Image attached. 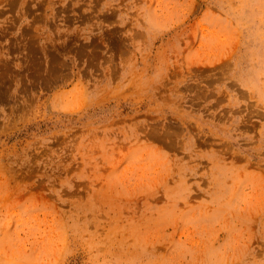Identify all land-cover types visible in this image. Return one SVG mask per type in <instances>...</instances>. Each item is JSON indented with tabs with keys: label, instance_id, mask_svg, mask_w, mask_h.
<instances>
[{
	"label": "rangeland",
	"instance_id": "1",
	"mask_svg": "<svg viewBox=\"0 0 264 264\" xmlns=\"http://www.w3.org/2000/svg\"><path fill=\"white\" fill-rule=\"evenodd\" d=\"M0 264H264V0H0Z\"/></svg>",
	"mask_w": 264,
	"mask_h": 264
}]
</instances>
